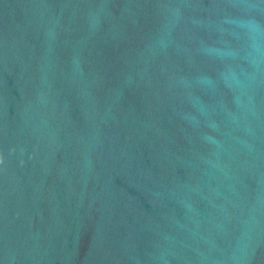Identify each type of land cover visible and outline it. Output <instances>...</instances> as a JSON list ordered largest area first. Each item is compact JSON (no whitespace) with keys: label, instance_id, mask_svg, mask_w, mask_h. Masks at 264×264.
<instances>
[{"label":"water","instance_id":"obj_1","mask_svg":"<svg viewBox=\"0 0 264 264\" xmlns=\"http://www.w3.org/2000/svg\"><path fill=\"white\" fill-rule=\"evenodd\" d=\"M0 264H264V0H0Z\"/></svg>","mask_w":264,"mask_h":264}]
</instances>
